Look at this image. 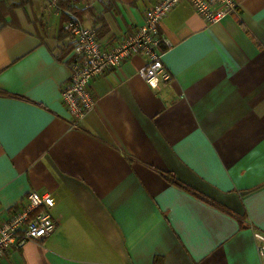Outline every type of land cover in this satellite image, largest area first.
<instances>
[{
    "label": "crops",
    "instance_id": "1",
    "mask_svg": "<svg viewBox=\"0 0 264 264\" xmlns=\"http://www.w3.org/2000/svg\"><path fill=\"white\" fill-rule=\"evenodd\" d=\"M156 1L82 0L75 16L108 45ZM234 1L215 23L174 5L159 25L169 77L148 85L141 53L107 67L77 125L60 97L62 10L14 8L0 26V209L49 192L56 225L0 264H263L264 0Z\"/></svg>",
    "mask_w": 264,
    "mask_h": 264
},
{
    "label": "built area",
    "instance_id": "2",
    "mask_svg": "<svg viewBox=\"0 0 264 264\" xmlns=\"http://www.w3.org/2000/svg\"><path fill=\"white\" fill-rule=\"evenodd\" d=\"M183 0H157L144 13L142 23L136 25L131 34L120 40L103 44L93 29L72 16L63 24L73 38L74 46L67 59L69 77L60 87L61 101L71 117L73 125L83 117L94 104L91 81L104 73L107 67L118 66L136 53L148 57L138 74L150 86H156L159 78H168L161 60L159 25L166 12ZM208 23H215L233 11L234 0H185ZM56 7V0H47ZM49 192L27 191L19 204L8 210L6 216L0 209V257L13 247L27 240H37L53 232L56 220L49 209L53 206ZM257 252L264 264V239L257 244Z\"/></svg>",
    "mask_w": 264,
    "mask_h": 264
},
{
    "label": "trees",
    "instance_id": "3",
    "mask_svg": "<svg viewBox=\"0 0 264 264\" xmlns=\"http://www.w3.org/2000/svg\"><path fill=\"white\" fill-rule=\"evenodd\" d=\"M28 1L30 0H18V1H13V2H8L7 0H0V26L10 23L14 17V8L18 6H23ZM62 1L63 3L57 0L56 6L57 8L62 10L61 14H62L63 20L65 21L71 18L72 16H75V15L77 16L78 11L82 10L80 8V2L82 0H62ZM58 33H59L58 39L60 41L58 45V48H59L58 58L61 59L73 48L74 41H73L72 35L67 30H65L63 27L59 28ZM165 177L167 176L165 175ZM197 195L201 197L202 199H205L213 203L209 199H206L199 194Z\"/></svg>",
    "mask_w": 264,
    "mask_h": 264
},
{
    "label": "rangeland",
    "instance_id": "4",
    "mask_svg": "<svg viewBox=\"0 0 264 264\" xmlns=\"http://www.w3.org/2000/svg\"><path fill=\"white\" fill-rule=\"evenodd\" d=\"M8 2H13L14 0H7Z\"/></svg>",
    "mask_w": 264,
    "mask_h": 264
}]
</instances>
